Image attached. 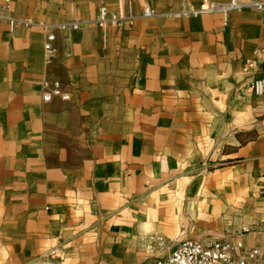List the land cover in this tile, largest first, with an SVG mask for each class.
<instances>
[{"label":"crops","instance_id":"1","mask_svg":"<svg viewBox=\"0 0 264 264\" xmlns=\"http://www.w3.org/2000/svg\"><path fill=\"white\" fill-rule=\"evenodd\" d=\"M227 1H12L36 25L0 21V264H144L185 240L264 257V96L243 73L264 79V11L184 13ZM101 7L135 20L103 28Z\"/></svg>","mask_w":264,"mask_h":264},{"label":"built area","instance_id":"2","mask_svg":"<svg viewBox=\"0 0 264 264\" xmlns=\"http://www.w3.org/2000/svg\"><path fill=\"white\" fill-rule=\"evenodd\" d=\"M13 0H3L0 6V21H6L10 26L15 24H22L24 26H34L30 20H19L10 17L7 12ZM245 8H252L254 10L264 11V3H243L239 0H229L225 3H209L200 4L197 9H190L185 11V14H227L230 11L241 10ZM144 17H154L155 14L149 10H143ZM135 16L132 14H119L116 17H108L106 9L101 7L99 10V17L97 24L105 27L107 23H125L128 26L133 24ZM41 26V25H39ZM76 27V24H73ZM47 28V27H44ZM53 41V36L47 35V44L45 47L47 61H50L53 56V49L50 42ZM254 63L247 60L243 67V73L249 78V88L257 97L264 96V79L252 78L251 74L254 71ZM58 89V85H54V91ZM50 93L43 94V100L49 101ZM62 99H68L67 95H62ZM262 197L264 203V189L262 190ZM159 247L163 246L161 240L157 241ZM243 245L241 241L230 242L226 240H213L207 242H199L194 240H185L176 245V247L165 257L153 258L144 264H264V257H259L257 251L251 250L246 252L247 259H242L238 256Z\"/></svg>","mask_w":264,"mask_h":264}]
</instances>
